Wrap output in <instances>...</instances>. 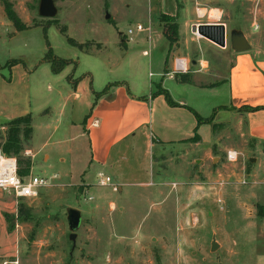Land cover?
Returning a JSON list of instances; mask_svg holds the SVG:
<instances>
[{"label": "rangeland", "instance_id": "374dc122", "mask_svg": "<svg viewBox=\"0 0 264 264\" xmlns=\"http://www.w3.org/2000/svg\"><path fill=\"white\" fill-rule=\"evenodd\" d=\"M8 1L20 20L32 26L6 41L0 36V64L13 58L28 64L45 46L55 56L72 61L66 72L76 80L89 72L85 76L89 74L96 89L107 85L113 89L117 81H123L124 88L147 96L159 81L156 72L163 66L160 57L167 58L161 52L167 43L164 39L150 56L142 55L150 43L145 38L136 40L140 32L125 35L128 27L138 23L150 26L149 31H141L143 35L163 32L165 22L182 25L184 35L194 40L185 45L178 36L183 44L179 41L172 48L191 58L210 53L224 61L223 71L233 58L229 40L225 50L208 46L210 42L191 31V24L225 23L228 32L241 31L249 49L259 48L264 56V0H88L85 5L55 0L53 18L38 15L39 0ZM151 3L159 5V10L154 6L151 10ZM163 10H172L173 16L166 12L161 20ZM1 14L5 12L0 0ZM12 25L8 29H16ZM61 26H66L65 33ZM0 30L5 27L0 25ZM67 37L86 46H73ZM214 56L211 63H216ZM5 67L7 73L9 67ZM163 86L173 101L180 97L192 107L201 106L205 116L213 106L225 103L227 94L226 86L200 92L166 77ZM162 99L168 107L176 106ZM162 105L154 108L153 117L159 120L160 130L178 122L184 127L177 133L179 138L187 136L183 134L189 127L186 134L194 135L197 118L192 107L183 106L185 118ZM210 123L200 124L198 135L189 141L159 142L161 135L152 130L150 135L157 136V141L148 143L144 128L139 129L119 145L129 148L121 156L115 149L109 164L103 166L87 168L81 160L68 159L45 175L36 170L48 178L60 169L70 174L53 179L34 198L16 199L0 190V264H264V208L257 207H264V145L252 141L244 117L235 111L217 110ZM6 129L0 131V145ZM169 134L174 135L172 130ZM42 140L43 136L36 139ZM229 150L237 152L235 161L226 158ZM82 154L85 161V148ZM10 155L16 160L28 157L25 150ZM84 169L88 186L76 184ZM99 171L110 175L121 189L99 186ZM60 181L69 184H55ZM69 207L81 213L73 248L66 219ZM213 241L217 247L211 250Z\"/></svg>", "mask_w": 264, "mask_h": 264}, {"label": "crops", "instance_id": "0c3cea01", "mask_svg": "<svg viewBox=\"0 0 264 264\" xmlns=\"http://www.w3.org/2000/svg\"><path fill=\"white\" fill-rule=\"evenodd\" d=\"M77 1H80L83 5L88 2V0ZM154 4L151 3L152 7L150 6V9L152 10L154 6L155 8L158 7L159 10L160 6ZM168 11L169 13L163 10L164 13H161L159 18L163 20L162 14H166V12V15L172 17V10ZM21 20L26 22L24 18H21ZM10 24L12 23L7 16L1 14L0 25L4 26L5 30H0V36L5 41L12 39L19 33L16 29H8ZM31 26L27 25V28ZM166 27L167 23L165 22L163 32L154 30L153 35L152 33L143 35L140 32L136 38V40L145 38L147 43H150L148 49L141 50L142 55L146 56H150L151 53L156 51L157 44H160L164 39L167 43L161 50L162 54L167 55V58L163 61V58L160 57L159 60L163 63V66L161 68L158 66L156 72L160 79L155 82V85H152L147 96L143 91L135 92L129 88L126 89L123 87L125 84L123 81H117L113 89H109L111 85H107L105 87L107 91L95 97V94L102 91L104 87L96 89L92 81L89 80V74L85 76L89 72L76 80L72 74L66 72L68 65L71 64L66 65L58 73L52 72L50 63L44 60L45 46L41 48V54L35 60L28 64L25 62L15 63L9 66L7 73H4L3 70L6 68L5 65L8 60L3 65L0 64V131L6 127L5 123L7 121L30 114L32 132L29 140L24 145L25 153L31 159L29 175L41 176L42 174H37L36 170L44 174L48 169H52L54 165L65 164L68 159H71L72 163L81 160L87 168L109 164L115 149L117 150L116 155L121 156L124 149L129 148V145H123L119 148L125 138L135 135L137 130L143 128L145 137L147 141L149 140L148 143L155 141V137H157L150 135L152 130H156L161 135L159 136L161 138L159 142L186 141L192 137L193 135L186 134L190 131V127L183 134L187 136L179 138L177 133H180L181 126L178 122L166 124L167 129L162 131L160 130L159 120L156 117L155 120L153 118L154 108L158 109L161 104H163L162 109L183 114L185 118L188 115H186L183 106L192 107L180 97L177 102L175 101L176 106L168 107L163 103L162 98L165 97L162 96L164 95H153L157 90L156 85L161 84V87L167 89L163 86L164 77L180 84H188L193 90L200 92H212V90L216 92L215 90L219 87L226 86L225 103L222 102L220 106H213L214 109L209 116L214 113L215 118L217 110L222 109L235 111L244 117L245 129L252 141L264 145V56H261L263 51L259 48L240 52L232 49L233 58L230 59L229 68L227 71H223L222 62L224 61L216 59V56L210 53L207 55V52L204 54L200 52L196 58L189 57L187 53L178 54V50L173 49L171 44L175 45L183 38V41H185L183 43L186 45L188 42L192 43L194 37L184 35L182 25H179V28L177 25V36L173 42H170L165 34ZM178 36L180 40H178ZM200 38L210 42L208 46H215L221 50L227 48V45L219 47L204 37ZM198 42L200 43V41ZM183 43L180 41V45ZM126 49L127 47L125 52ZM214 54L216 55V53ZM175 56L186 58L189 71L185 73L170 72ZM211 56L215 57L216 63L214 61L211 63ZM13 59L22 61L19 58ZM150 73L153 74V72ZM186 78L189 80L185 81ZM200 107L195 108L193 106L190 110L201 117H209L205 116V112ZM245 107L260 108L249 110ZM200 124L192 128L194 134ZM169 130L173 131V136L169 134ZM41 136H43V140L36 141ZM83 148L88 153L85 161L82 154ZM69 174V170L60 169L53 172L51 176L66 178L69 177ZM80 175L81 181L76 184L90 185V182L84 178L86 176L85 169ZM55 184L68 185L69 182L63 183L60 181ZM118 188L121 189L120 186ZM262 221H264V218Z\"/></svg>", "mask_w": 264, "mask_h": 264}, {"label": "trees", "instance_id": "16d2710c", "mask_svg": "<svg viewBox=\"0 0 264 264\" xmlns=\"http://www.w3.org/2000/svg\"><path fill=\"white\" fill-rule=\"evenodd\" d=\"M1 3L4 7V12L7 18L13 23V25L16 27L17 30H22L25 29L27 26L20 20L16 12L11 8V4L8 0H1ZM166 15H162V17H165ZM55 21V20H54ZM167 27L165 29V34L167 35L168 39L170 42H173L175 39L176 35V30H177V24L175 22L172 23H167ZM60 31L62 33L66 32V26H61ZM67 41L69 44L73 46H77L78 48L82 49L84 46H86V43H78L71 37H67ZM44 60L50 63L51 65V70L54 73L60 72L66 65L72 63L71 60L66 59V58H61L57 57L53 54L51 49L49 48L45 55H44ZM19 62L18 59H11L8 60L6 65L9 67L15 63ZM189 79H185L187 81ZM156 91L153 93V95L157 94H163L165 99L170 105H176L175 101H173L169 95V92L167 89L161 87L160 85H156ZM107 89L104 88L102 91L99 93L95 94V97L100 96L104 92H106ZM249 110H254L260 107H245ZM194 112V111H193ZM195 116L197 118V125L200 123H205V122H211L214 118V113L209 116V117H201L199 116L196 112ZM6 126V136H5V141L0 145L2 152L7 155L11 156L10 153L14 154H19L20 151H24V145L27 143L31 136L32 132V127H31V116L30 114L22 115L19 117H16L14 119H11L5 123ZM197 132L195 130V134L190 137L188 140H192L196 138ZM18 159L16 160L17 162V172L20 177H25L28 176L30 173V167H31V159L29 157H17ZM259 211L260 209L264 208L262 205L257 206Z\"/></svg>", "mask_w": 264, "mask_h": 264}, {"label": "built area", "instance_id": "2783aa9c", "mask_svg": "<svg viewBox=\"0 0 264 264\" xmlns=\"http://www.w3.org/2000/svg\"><path fill=\"white\" fill-rule=\"evenodd\" d=\"M144 29L150 30V26L144 27L138 23L134 28L128 27L126 34L131 37L134 32H141ZM188 71V62L184 57H175L172 64L173 73H185ZM237 152L229 150L226 153V158L229 161H235L237 159ZM99 186H110L112 190H117L118 186L112 183L110 175L99 171L97 173ZM56 176L51 178L38 175H28L20 177L17 172V162L13 156L5 155L0 148V190L6 193L13 194L16 199L21 198H34L38 196L39 189L41 187H48L52 185V180ZM244 182V181H243ZM90 198V197H89Z\"/></svg>", "mask_w": 264, "mask_h": 264}, {"label": "water", "instance_id": "95a60500", "mask_svg": "<svg viewBox=\"0 0 264 264\" xmlns=\"http://www.w3.org/2000/svg\"><path fill=\"white\" fill-rule=\"evenodd\" d=\"M38 15L42 18H53L57 14V7L55 0H39L37 6ZM194 34H197L205 39L211 41L219 47H225L227 40H229L230 47L236 51H245L250 48V44L246 36L241 31L231 30L227 31V28L222 22H204L193 23L190 27ZM253 161V158H250ZM66 219L68 229L70 230L69 239L72 241V248L75 246L76 230L81 223V213L78 209L67 208ZM217 247L215 241L212 242L211 250Z\"/></svg>", "mask_w": 264, "mask_h": 264}, {"label": "bare ground", "instance_id": "6f19581e", "mask_svg": "<svg viewBox=\"0 0 264 264\" xmlns=\"http://www.w3.org/2000/svg\"><path fill=\"white\" fill-rule=\"evenodd\" d=\"M214 17H216V15L214 14Z\"/></svg>", "mask_w": 264, "mask_h": 264}]
</instances>
